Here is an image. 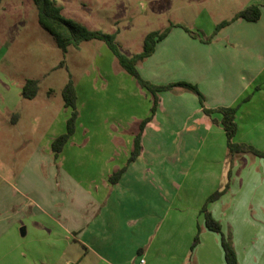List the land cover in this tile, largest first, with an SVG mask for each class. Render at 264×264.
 Here are the masks:
<instances>
[{"label":"crops","instance_id":"0c3cea01","mask_svg":"<svg viewBox=\"0 0 264 264\" xmlns=\"http://www.w3.org/2000/svg\"><path fill=\"white\" fill-rule=\"evenodd\" d=\"M251 5L260 7L256 22L231 20ZM195 6L200 8L197 18L212 25L231 22L207 45L170 31L137 66L138 73L155 85H195L208 109L237 107L234 142L264 152V0H195ZM74 88V134L56 160L50 152L52 159L27 162L15 181V192L28 197L22 209L32 205L35 221L51 230V249H10L5 236L12 226L0 224V264H70L63 259L65 251H57L59 242L76 254L77 264H225L220 237L205 229L200 210L210 194L229 184L225 194L206 206L227 240L231 203L247 191L248 168L256 161L242 155L228 162L220 115L205 116L191 93H160L155 113L141 132L139 155L112 185L109 178L125 166L152 102L128 79L91 84L100 93L113 94L121 106L120 113L105 118L91 133L79 123L82 105ZM77 131L82 157L73 159L66 150L69 144L76 148ZM101 135L110 137L108 146L101 143ZM106 151L112 153L104 157ZM94 152L101 156L95 158ZM4 183L2 195L8 198L12 188ZM192 189L197 191L195 204L185 201L186 190ZM198 228L199 242L191 250ZM228 239L235 241L234 246L227 240L237 264H249L246 248H237L239 238L229 234Z\"/></svg>","mask_w":264,"mask_h":264},{"label":"rangeland","instance_id":"374dc122","mask_svg":"<svg viewBox=\"0 0 264 264\" xmlns=\"http://www.w3.org/2000/svg\"><path fill=\"white\" fill-rule=\"evenodd\" d=\"M51 1L62 9V16L65 19L77 22L90 31L115 35V43L126 57L139 54L145 36L151 32L169 30L167 34L169 35L170 31L176 29L190 39L199 40L207 45L217 25L197 18L200 8L195 6V0ZM205 10L211 12L214 9L206 7ZM230 10L224 9L223 12ZM234 10L232 9L231 12ZM205 34L207 36H204ZM126 79L134 82L136 87L143 91V95L146 94L151 101V95L121 70L103 42L98 40L82 42L78 49L68 47L63 53L56 46L53 38L39 27L32 0H2L0 5V224L4 228L12 226L8 236H5L10 249L19 248L20 252L34 248L49 252L51 249L47 243V239L52 234L51 230L35 221L32 205L22 209L28 197L15 192V181L27 162L39 158L52 159L49 142L65 132L64 123L70 114V110L64 108L61 96L65 84L70 80L78 87L79 106L82 105L79 107V123L88 127L93 133V129L100 126L105 118L120 113L121 106L113 94L100 93L90 88V85L95 83L97 87L102 82L111 83ZM27 80H35L38 83L37 96L32 101L23 99L20 94ZM79 134L77 131L75 140L73 139V146L76 148H72V144H69L66 150L70 155L73 153V159L82 157L81 150H78L76 145L81 143ZM92 137L93 141L97 140V136ZM99 138L101 143L108 146L110 137L101 135ZM111 153L106 151L103 156L107 157ZM99 154L94 152L93 156L97 158L101 156ZM247 157L249 160H255L256 163L251 162L252 165L248 168L247 191L245 189L244 195H240L241 200L234 198L231 203L233 210L230 215L229 232L224 234L229 241H231L228 239L229 234L231 237L234 235L235 239L239 238L237 248L240 249V246L246 248L245 259L249 264H264V196L261 198V193L264 194V167L260 164L264 165V160L248 155ZM4 181L12 188L9 189L8 198L4 197L1 191L5 186ZM27 187L28 185L25 188ZM185 193V201L195 204L197 191L192 189L189 192L186 190ZM187 193L192 194L188 196ZM231 243L235 246V241ZM57 246L59 253L65 251L64 260L69 261L70 264H77L76 254L71 249L65 250L67 247L61 242Z\"/></svg>","mask_w":264,"mask_h":264},{"label":"trees","instance_id":"16d2710c","mask_svg":"<svg viewBox=\"0 0 264 264\" xmlns=\"http://www.w3.org/2000/svg\"><path fill=\"white\" fill-rule=\"evenodd\" d=\"M1 2L2 0H0V4ZM32 3L36 9L37 23L39 27L53 38L56 46L63 53L66 52L68 47L78 49L82 42L91 40L101 41L111 52L121 70L131 76L136 81L137 85L141 89H144L146 92H148L152 97L150 114L140 124L139 133L135 135L133 139L130 156L125 166L110 176V184H115L120 175L125 170L126 166L133 162L139 155L141 150V132L146 122H148L155 113L159 99L158 94L161 92H175L176 89L191 93L196 96L201 111L205 116L211 117L213 114L220 115L219 124L225 133L227 160L228 162H230V164L232 163L233 159L242 155L264 159V152L256 150L250 145L234 142L233 139L237 131L235 122L237 107H220L216 109H208L204 105L203 95L193 84L187 82H178L168 85H152L149 82L143 80L139 75L137 66L154 53L156 45L167 36L169 30H165L163 32H151L147 34L143 40L142 51L139 54L133 55L132 57H126L120 52L118 46L116 45L115 35L104 34L97 31H90L77 22L65 19L62 16V9L51 0H32ZM259 18L260 7L257 5H251L237 13L231 20L233 21L236 19H242L247 22H256ZM231 20L223 21L217 24L214 28L212 37L215 36L220 30L224 29L227 25H229ZM184 30L189 33L186 29ZM212 37H209L208 42H210ZM37 92V81L27 80L22 86L20 94L21 97L25 100H33L37 96ZM61 96L63 106L64 108L70 109V114L65 121V132L54 138L50 143V152L52 154L53 160L57 159L58 155L61 153L69 138L74 134L78 117L76 108V92L74 84L70 80L63 87ZM212 121L216 122L214 119ZM228 188L229 184L226 183L222 190L215 191L210 196H208L204 206L201 208L200 213L203 215L205 229L218 234L220 237V245L223 251L224 263L237 264L235 252L231 244L223 236L220 224L212 218L211 214L206 209L207 204L218 200L223 194H225ZM199 231L200 229L198 228L191 246V250L194 249L199 242Z\"/></svg>","mask_w":264,"mask_h":264},{"label":"built area","instance_id":"2783aa9c","mask_svg":"<svg viewBox=\"0 0 264 264\" xmlns=\"http://www.w3.org/2000/svg\"><path fill=\"white\" fill-rule=\"evenodd\" d=\"M140 263L142 264V263H143V261L141 260V261H140Z\"/></svg>","mask_w":264,"mask_h":264}]
</instances>
